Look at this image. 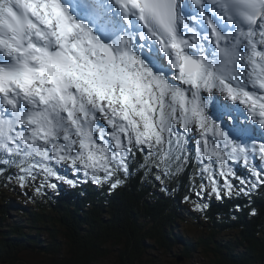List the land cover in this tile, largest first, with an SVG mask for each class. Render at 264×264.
<instances>
[{
  "label": "snow or ice",
  "instance_id": "6c2138e0",
  "mask_svg": "<svg viewBox=\"0 0 264 264\" xmlns=\"http://www.w3.org/2000/svg\"><path fill=\"white\" fill-rule=\"evenodd\" d=\"M141 169H191L195 211L264 189V0H0V176L39 195Z\"/></svg>",
  "mask_w": 264,
  "mask_h": 264
},
{
  "label": "trees",
  "instance_id": "16d2710c",
  "mask_svg": "<svg viewBox=\"0 0 264 264\" xmlns=\"http://www.w3.org/2000/svg\"><path fill=\"white\" fill-rule=\"evenodd\" d=\"M190 171L164 185L141 169L113 191L89 181L45 187L39 195L34 185L21 189L15 179L8 182L5 173L0 264H172L200 253L206 254L200 264H264V189L249 197L205 196L207 208L195 211L191 200L184 201ZM189 220L201 237L185 235Z\"/></svg>",
  "mask_w": 264,
  "mask_h": 264
},
{
  "label": "rangeland",
  "instance_id": "374dc122",
  "mask_svg": "<svg viewBox=\"0 0 264 264\" xmlns=\"http://www.w3.org/2000/svg\"><path fill=\"white\" fill-rule=\"evenodd\" d=\"M13 213H17V212H13ZM184 225H186L185 231L188 233V234L187 233L185 234L186 236H188L190 238H198L200 236V233H199L200 231H199L197 225L192 220L187 221ZM181 231H182V233H185L183 230H181ZM196 255L197 256L195 258H193L192 260L185 262V263H183V261H178V258H177L176 260H173L172 264H195V263L200 264V262H204L206 260L205 259L206 254L200 253V254H196ZM113 263L116 264L115 261L112 262L111 260H106L100 264H113Z\"/></svg>",
  "mask_w": 264,
  "mask_h": 264
},
{
  "label": "water",
  "instance_id": "95a60500",
  "mask_svg": "<svg viewBox=\"0 0 264 264\" xmlns=\"http://www.w3.org/2000/svg\"><path fill=\"white\" fill-rule=\"evenodd\" d=\"M182 260H183V258H182V257H179V258H178V261H182Z\"/></svg>",
  "mask_w": 264,
  "mask_h": 264
},
{
  "label": "bare ground",
  "instance_id": "6f19581e",
  "mask_svg": "<svg viewBox=\"0 0 264 264\" xmlns=\"http://www.w3.org/2000/svg\"><path fill=\"white\" fill-rule=\"evenodd\" d=\"M225 259V258H224Z\"/></svg>",
  "mask_w": 264,
  "mask_h": 264
}]
</instances>
